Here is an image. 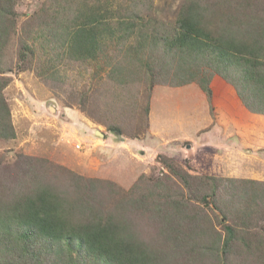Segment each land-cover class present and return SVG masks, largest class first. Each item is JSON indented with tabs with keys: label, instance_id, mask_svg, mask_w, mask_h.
Listing matches in <instances>:
<instances>
[{
	"label": "trees",
	"instance_id": "1",
	"mask_svg": "<svg viewBox=\"0 0 264 264\" xmlns=\"http://www.w3.org/2000/svg\"><path fill=\"white\" fill-rule=\"evenodd\" d=\"M245 1L244 10H250ZM16 5L17 0H0V139L17 136L5 95L12 81L8 74L17 65L15 54L25 61L35 54L38 41L50 49L47 60H40L44 75L56 81L68 80L63 64L89 60L106 69L105 88L106 84L113 90L129 88L136 81L155 79L156 66L144 47L149 30H142L121 11L127 6L119 3L117 8L111 0H53L37 12L40 26L31 41V30L17 35ZM217 5L222 7L221 2ZM211 12L202 0H188L181 6L174 33L161 44L165 67L173 66L177 85L199 83L214 117L211 84L217 75L232 83L247 110L264 115V6H259L257 17L226 16L221 26L216 16L208 17ZM112 46L119 48L121 58L110 57ZM104 57L109 60L99 67ZM151 81L149 91L156 83ZM140 89L125 99L105 102L114 111L105 115L108 132L125 134V105L136 103L132 98ZM15 157L18 175L0 161V264H250L240 256L263 249L244 236L252 220L247 209L240 215L236 208L235 216H230L216 206L228 221L218 218L219 231L203 207L189 206L194 199L216 194L218 182L225 178L183 173L162 153L156 159L169 176L155 179L143 173L128 189L66 167H61L59 176L60 166L50 167L47 160L25 154ZM51 171L54 174L48 175ZM171 178H179L191 192V181L196 179L204 193L200 198L186 196L174 188ZM142 223L155 230L145 234Z\"/></svg>",
	"mask_w": 264,
	"mask_h": 264
},
{
	"label": "rangeland",
	"instance_id": "2",
	"mask_svg": "<svg viewBox=\"0 0 264 264\" xmlns=\"http://www.w3.org/2000/svg\"><path fill=\"white\" fill-rule=\"evenodd\" d=\"M52 1L53 0H17V35L19 36L21 33L25 34L27 31L31 30L32 32L29 36L32 41L34 32L36 33L40 26L36 14L37 12L39 13L41 8H45V4L47 7ZM111 1L116 4L117 8L119 3L122 6H127L128 9L122 8L121 11L126 12V16L133 17L135 22L142 27V30H149L148 35H146L148 38L144 39V47L146 50H149L147 56H149L153 65L156 66L157 72L155 79L152 77L150 79L149 77V79H143L142 83L141 81H136L137 83L134 82L129 88L119 87L117 90H113V86L109 84H106L107 88H105L104 79L108 76L106 69L98 68L95 61L89 60L83 64H63L61 70L68 75V80L58 82L52 78H47L44 75L42 69L44 63L41 64L43 61H40L42 58L44 61L47 60V52L50 51L49 45L44 48L42 43H39L40 41H38L35 54L26 57L25 61L19 57L17 58L15 54V62L18 67L15 65L14 70L8 74L12 77V81L6 87L5 95L12 110L17 136L14 139H0V161L2 164L10 165L13 175H18L17 168L19 165L16 161V154H25L27 156H32L35 159L47 160L49 162L48 166L50 167L51 165L60 166L57 169V175L59 176H61V167H66L84 175L85 177L110 179L117 182L125 189L130 188L143 173L149 178L155 179L165 177V174L169 176L168 169L163 167L162 163H159L157 159L154 160V164L149 163L151 157L149 154H147L146 157V153L144 152L143 156L137 145L128 147L127 154L130 157V159L128 158V161L127 158H125L124 153L120 154L122 150H115L117 156L111 158L110 152L105 148V146H107V148L109 147L108 142L101 141L99 135L94 134L93 130L95 128L91 126H88L87 128L84 126V122H90L86 118V115H88L91 119L106 123L105 115L108 106L105 102H112L122 98L125 99L127 95H129L128 93L133 92V90L138 91L139 86L143 83L150 84L152 82L151 80H155V84H158L157 82H166V84H170L179 81V77L175 74L173 66L165 67L164 65L166 58L163 55L161 44L164 42V37L174 33L180 8L188 0ZM202 1L204 4H207L209 8H212V12L209 13L208 17L211 18L216 16V23L219 26L223 25V20L228 16L234 18L239 15L244 18V16L249 13L250 16L257 17L258 15L256 14V11L259 9V6H264V0L245 1V4L251 7L250 10H244L246 9L243 3L244 0ZM218 2H221L222 7L217 5ZM117 13L121 14L119 10ZM261 16L264 17V13H262ZM131 41L134 40L131 39ZM114 45L116 44L114 43ZM7 52L8 51L6 50V53ZM111 56L114 57V60L115 56H118V58L122 57L118 47L112 46L110 57ZM107 60L109 59H106V57L100 59V63H98L100 64L99 67H105L104 65ZM170 60L172 61V59ZM172 63L175 64V60H173ZM221 78L224 79L223 77ZM230 84L232 85V83ZM221 85L222 83L215 81V79L211 84L213 93L212 98L215 104L214 112L217 114V118L215 119H217L218 122L225 124V128L231 126V131L236 132V125L232 124V122L241 124V120L244 121L245 118L240 115L239 112H232V100L224 92L225 90ZM50 87H53V89L55 88V90H52ZM237 97L239 103L242 104L243 102L241 98H239V96ZM186 100L190 101L193 105L194 101L189 97L188 93L165 95L161 102L162 105L158 104V107L162 109L160 111L163 115H167L164 117H168L169 115H173L171 114L172 112H176L174 108L175 104L180 103L185 109ZM196 101H198L197 98ZM171 106L172 108L170 112L169 108ZM73 108L77 109V111L82 110L85 120L84 122L81 123L76 117L66 115L67 113L72 114L73 112H77ZM104 109H106V112H104ZM248 111L250 112L252 121L254 114L257 115L256 117L261 118L260 123L264 128V115L255 113L249 109ZM187 116H190V112L187 113ZM123 120L124 121L122 122L126 126V134L130 136L141 135V129L139 128L137 130L134 128L135 126L137 127V121H134L135 119L126 120V118H123ZM131 121L134 122L131 124ZM256 122H258V120H256ZM58 124L60 125L59 127L57 126ZM62 125L67 126V132L62 130ZM245 128L248 127L246 126ZM101 130L105 131L106 129ZM83 131L88 132L90 140L82 141L76 138V134L79 132V135H81V133H84ZM62 133L68 134L67 137H62ZM249 133L253 137V140L257 141L261 139L256 132ZM110 134V139L111 137L113 139H119V136L117 137L116 134ZM126 134L125 136L129 137ZM192 134L194 135L193 132ZM260 134L264 135V131H261ZM261 141H264V139H261ZM137 142L139 143L140 140ZM191 142L192 141L183 142L178 145H181L180 148L182 146L186 147L187 144H191ZM128 144L131 143L129 142ZM172 145L176 146L177 150L179 149L174 142ZM89 147L91 148L90 150H88ZM243 150L245 155L244 164H248V156H251L254 153L260 156L264 161V145L260 149L254 150L253 148L249 150L247 147ZM206 151V154L200 152L187 153L186 151V157H184L185 154L183 153L177 159L170 155L162 154L172 158L183 173L188 172L196 175H207L206 173L212 171L206 169V167L209 166V163L212 165L227 164L229 157L225 149H220V147L213 145ZM208 161L210 162L208 163ZM112 162L114 165L120 162L121 165L114 166ZM248 169V166L245 165V168L243 169L242 163H238L234 165V171L232 172L239 175H246L250 174ZM257 170L264 175V165L259 166V169ZM53 174L54 173L51 171L48 175ZM223 178H225V180L219 181L217 184L218 188L216 194L210 192L211 194H209L206 199H194L190 202L189 206L203 207L207 217H210L209 220L219 231L222 229V226L219 223L218 218L220 217L223 222L228 221L216 206H221L222 209L230 213V216H235L233 215L234 213H232V210H235L236 208L240 209L238 210L240 215L243 209H247L252 220L247 227L248 233L244 236H246V240L251 241L255 246H260L263 249H260L259 251L257 250L253 256L248 255V253H243L240 258L250 264H264V183L245 181L249 179H236L231 182L226 180L227 177ZM192 180L191 186L194 189H192V192L184 186L185 184L179 178H171V183L177 191L181 190L185 192L186 196L198 195L197 198H200V195L204 193V189L202 191L199 190L196 186V179ZM210 184L212 185V182ZM207 221L208 219L206 222ZM229 222H231V219ZM145 225L147 227L151 226L143 223L141 226L145 228ZM153 230H155V226H152L150 229L145 228L143 232L149 234L151 233L150 231ZM258 254L259 256H262L263 259L259 258Z\"/></svg>",
	"mask_w": 264,
	"mask_h": 264
},
{
	"label": "crops",
	"instance_id": "3",
	"mask_svg": "<svg viewBox=\"0 0 264 264\" xmlns=\"http://www.w3.org/2000/svg\"><path fill=\"white\" fill-rule=\"evenodd\" d=\"M215 81L222 83L221 86L224 88V92L232 100V112H239L240 115L244 116L245 118L244 121L241 120V124L232 122V124L236 125V127L234 126L236 132L231 131V126L225 128V124H222L218 122L217 119H215L217 118V114L216 117L213 116L210 110V103L207 94L201 88L197 81H191L181 85H177L176 83L166 84V82H158V84H155L153 86L151 91H149V85L143 83L141 85L139 94L135 95L132 98L133 100H136V103L131 106L125 105L127 109L125 110L126 115L124 116V118L131 120L135 119L134 121H137V127L135 126L134 128H136L137 130L139 128L141 129L140 136H130L125 133L129 137H126L125 134H123V136L120 135L122 137L120 138V136L118 137V135L116 134V136L119 138L118 140L113 139L112 137L110 139L111 134L107 130L106 123H103L96 119H91L86 114V118L90 122H84L85 120L82 110L77 111V109L75 108L73 109L77 112H73L72 114L67 113L66 115L76 117L81 123L84 122V126H86L87 128L88 126L94 127V134H96L97 131L103 132L104 137L99 136V138H101V141L108 142L109 147L107 148V146H105V148L108 152H110L111 158L117 156L115 150H122L121 153H119H124L125 158H127L128 161V158L130 159L129 155L127 154V149H129L128 147L137 145L140 149L141 154H143V152L146 153V157L147 154H149V156L151 157V161L149 163L154 164V160H156V157L159 153H164L177 159L183 153L185 154L184 157H186L187 153L193 152L206 154V150L209 147L216 145L217 147H220V149H225L229 159L227 161V164L224 163L219 165H212L211 163H209L210 161H208L209 166H207L206 169L212 171L208 173L205 172L206 174L234 179H249L254 181V183H264L263 173L257 170L259 169V166L264 165L263 159L254 153L253 155L248 156V164H244L245 155L243 150L247 147L249 148V150L253 148L254 150L260 149L264 145V141H261V139H264V135L260 134L261 131H264V128L260 123L261 118L256 117L257 115L254 114L253 121L251 120L250 112L243 104L239 103L237 90L233 87V85L222 79L220 76H216ZM50 88L52 90H55V88L53 89V87ZM174 93H188L189 97L194 101V103L192 105L190 101L186 100L185 109L180 103L175 104L174 108L176 112H172L171 114L173 115L164 117L167 115L162 114V112L160 111L162 109L158 107V104L162 105L161 102L163 101L165 95H174ZM196 98L198 101H196ZM147 107H149L148 113L146 111ZM171 108L172 106L169 108L170 112ZM106 109L107 114H109L110 112H114L112 109H109V107H107ZM106 109H104V112H106ZM189 112L190 116H187V113ZM256 120H258V122H256ZM134 121H131V124ZM57 126L59 127L60 125L58 124ZM246 126L248 128H245ZM101 129L106 130L104 131ZM62 130L67 132V126L62 125ZM192 132L194 133V135L192 134ZM249 132H256L261 139L257 141L253 140V137ZM67 135L68 134L62 133V137H67ZM76 136L77 139L82 141L90 140L88 132L81 133V135H79L78 132ZM138 140H140L139 143L137 142ZM188 141L192 142L191 144H187L186 147L182 146L180 148L181 145H178ZM129 142L131 144H128ZM173 142L178 146V150L176 146L172 145ZM90 147L88 150L91 149ZM238 163H242L243 169L245 168V165L248 166L250 174L239 175L233 173V167ZM119 165H121L120 162L114 166Z\"/></svg>",
	"mask_w": 264,
	"mask_h": 264
},
{
	"label": "water",
	"instance_id": "4",
	"mask_svg": "<svg viewBox=\"0 0 264 264\" xmlns=\"http://www.w3.org/2000/svg\"><path fill=\"white\" fill-rule=\"evenodd\" d=\"M96 134L99 135V136H101V137H104V133L101 132V131H97ZM118 136H120V135H118ZM120 138H122V137L120 136Z\"/></svg>",
	"mask_w": 264,
	"mask_h": 264
},
{
	"label": "built area",
	"instance_id": "5",
	"mask_svg": "<svg viewBox=\"0 0 264 264\" xmlns=\"http://www.w3.org/2000/svg\"><path fill=\"white\" fill-rule=\"evenodd\" d=\"M79 146V145H78Z\"/></svg>",
	"mask_w": 264,
	"mask_h": 264
}]
</instances>
